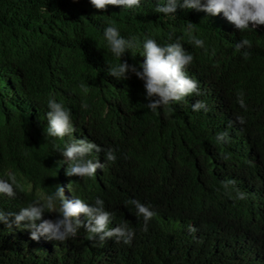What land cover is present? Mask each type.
Here are the masks:
<instances>
[{
	"label": "trees",
	"instance_id": "trees-1",
	"mask_svg": "<svg viewBox=\"0 0 264 264\" xmlns=\"http://www.w3.org/2000/svg\"><path fill=\"white\" fill-rule=\"evenodd\" d=\"M158 3L166 0L100 12L89 0H0V179L14 175L16 187L13 199L0 195V210L28 207L61 186L66 199H102L113 213L109 227L127 221L135 232L129 244L93 246L81 228L55 251L0 223V264H264V26L238 31L223 14L179 7L166 16L155 12ZM112 24L136 38L122 60L137 67L145 39L161 46L179 39L194 57L186 73L201 94L146 108L141 80L107 74V63H119L103 37ZM244 38L252 43L247 58L234 47ZM53 98L71 111L76 129L63 139L45 138L38 125ZM197 100L206 110H192ZM224 132L226 142H218ZM71 138L111 148L117 159L93 153L104 167L91 178L69 177L60 151ZM226 180L235 181L228 192ZM129 199L155 213L146 231L134 205L125 206Z\"/></svg>",
	"mask_w": 264,
	"mask_h": 264
},
{
	"label": "clouds",
	"instance_id": "clouds-1",
	"mask_svg": "<svg viewBox=\"0 0 264 264\" xmlns=\"http://www.w3.org/2000/svg\"><path fill=\"white\" fill-rule=\"evenodd\" d=\"M91 6L97 11H106L109 6L120 7L122 9H132L140 7L141 0H89ZM195 9L198 12L207 13L210 16L223 14L226 20L235 26L238 31L249 29L262 30L259 26H264V0H166L164 4H157L156 13L173 15L177 8ZM194 24L188 22L187 28L191 31ZM104 40L108 50L119 61V63L108 64L107 74L117 81L129 79V73L134 74L143 82L145 98L148 103L145 107L152 112L158 108L178 103L193 94L200 95L199 84L195 79L190 78L186 69L193 62V55L182 47L179 39L176 42L163 46L153 39H145L142 46L141 56L144 61L138 67L129 65L122 58L131 49L138 46L135 37L128 39L120 35L118 28L112 24L104 29ZM189 42L197 48H202L207 52L204 41L195 36H190ZM235 52L242 53L244 58L250 55L247 49L252 47V43L247 38L241 39L235 44ZM243 50V51H242ZM80 87L86 92L88 86L81 84ZM238 103L244 107L242 94L238 97ZM87 107V105H82ZM206 104L197 100L192 105L194 112L206 110ZM47 109L41 114L42 119L38 125L45 127V138L63 139L72 135L76 129L72 123L71 111L56 100L49 99ZM31 119V118H30ZM238 122L243 124L244 120L238 118ZM227 132L218 133L217 141L226 142ZM71 143L65 145L60 154L65 157L63 163L68 164L66 175L69 177H79L80 179L95 176L98 169H102L98 159L92 160L89 157L93 153H104L107 162H115L117 157L111 148L105 149L87 139L71 138ZM57 148L59 146L57 145ZM63 178V168L61 169ZM235 181L226 180L221 182L222 188L228 192ZM30 190V187H28ZM0 195L8 196V200L16 196L15 176L9 175L8 179H0ZM236 198L243 200L246 193L236 190ZM59 202L57 207L56 202ZM125 206L134 205L136 217H143L144 230L147 224L155 215L149 206L142 204L135 199L126 200ZM48 212L50 219H42ZM59 215V218H58ZM83 216L82 221L80 217ZM113 213L105 210L104 201L96 198L94 204L90 205L79 198H74L67 193L65 197L64 188L56 187L52 195H48L43 201H34L28 207L21 206L17 210L5 213L0 210V223L13 234H21L32 240H40L45 245L50 246L55 251L66 244L69 238L76 237L81 228L88 233V239L97 244L103 245L106 240L115 239V242L129 244L134 238V229L129 227L127 221L110 228ZM37 221H41L39 224ZM36 245H43L38 244ZM45 255V254H44Z\"/></svg>",
	"mask_w": 264,
	"mask_h": 264
},
{
	"label": "rangeland",
	"instance_id": "rangeland-1",
	"mask_svg": "<svg viewBox=\"0 0 264 264\" xmlns=\"http://www.w3.org/2000/svg\"><path fill=\"white\" fill-rule=\"evenodd\" d=\"M58 218H59V215H58Z\"/></svg>",
	"mask_w": 264,
	"mask_h": 264
}]
</instances>
